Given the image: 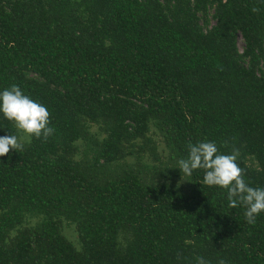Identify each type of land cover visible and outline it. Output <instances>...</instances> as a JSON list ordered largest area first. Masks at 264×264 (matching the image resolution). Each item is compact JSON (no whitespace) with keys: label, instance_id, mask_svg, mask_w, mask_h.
I'll use <instances>...</instances> for the list:
<instances>
[{"label":"trees","instance_id":"trees-1","mask_svg":"<svg viewBox=\"0 0 264 264\" xmlns=\"http://www.w3.org/2000/svg\"><path fill=\"white\" fill-rule=\"evenodd\" d=\"M14 84L55 131L0 157V264H264V212L177 168L212 141L264 187V0H0Z\"/></svg>","mask_w":264,"mask_h":264},{"label":"clouds","instance_id":"clouds-1","mask_svg":"<svg viewBox=\"0 0 264 264\" xmlns=\"http://www.w3.org/2000/svg\"><path fill=\"white\" fill-rule=\"evenodd\" d=\"M252 11L258 12L259 9L253 8ZM0 114L28 136L47 140L55 131L49 126L50 113L46 106L25 95L15 84L0 91ZM10 150L22 151L21 139L14 134L0 136V157ZM187 150V157L178 161L177 168L186 176H191L194 170H204L203 183L226 189L228 206L243 205L246 223L254 225L256 217L264 212V187H251L246 182L244 169L237 162L239 149L234 147L230 154H222L215 142L200 141L189 142ZM195 259L196 264H211L203 256ZM217 264H227V261L220 258Z\"/></svg>","mask_w":264,"mask_h":264},{"label":"rangeland","instance_id":"rangeland-1","mask_svg":"<svg viewBox=\"0 0 264 264\" xmlns=\"http://www.w3.org/2000/svg\"><path fill=\"white\" fill-rule=\"evenodd\" d=\"M239 45H240V48L243 49L244 47V41H243V38L240 37V40H239ZM152 135H153V139L156 141V143L158 144L159 146V151L162 153L163 152V141H162V137L161 135L157 132V131H153L152 132ZM26 136L27 134L26 133H23L21 131V141L25 140L26 139ZM65 231L66 233L68 234V236L70 238H73L75 239V230H74V226L73 225H65Z\"/></svg>","mask_w":264,"mask_h":264}]
</instances>
